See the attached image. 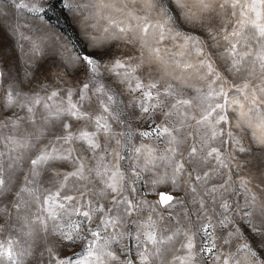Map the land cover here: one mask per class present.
Masks as SVG:
<instances>
[{
  "label": "snow or ice",
  "instance_id": "6c2138e0",
  "mask_svg": "<svg viewBox=\"0 0 264 264\" xmlns=\"http://www.w3.org/2000/svg\"><path fill=\"white\" fill-rule=\"evenodd\" d=\"M0 264H264V0H0Z\"/></svg>",
  "mask_w": 264,
  "mask_h": 264
},
{
  "label": "trees",
  "instance_id": "16d2710c",
  "mask_svg": "<svg viewBox=\"0 0 264 264\" xmlns=\"http://www.w3.org/2000/svg\"><path fill=\"white\" fill-rule=\"evenodd\" d=\"M60 25L63 26V21H60Z\"/></svg>",
  "mask_w": 264,
  "mask_h": 264
}]
</instances>
